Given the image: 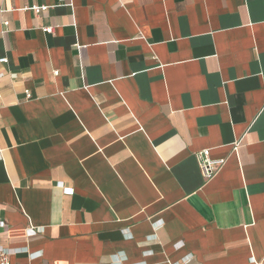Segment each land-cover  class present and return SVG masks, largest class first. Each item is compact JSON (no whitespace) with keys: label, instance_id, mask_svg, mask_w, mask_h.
<instances>
[{"label":"crops","instance_id":"obj_1","mask_svg":"<svg viewBox=\"0 0 264 264\" xmlns=\"http://www.w3.org/2000/svg\"><path fill=\"white\" fill-rule=\"evenodd\" d=\"M2 57L10 264H264V0H0Z\"/></svg>","mask_w":264,"mask_h":264},{"label":"built area","instance_id":"obj_2","mask_svg":"<svg viewBox=\"0 0 264 264\" xmlns=\"http://www.w3.org/2000/svg\"><path fill=\"white\" fill-rule=\"evenodd\" d=\"M33 9L36 12H41L43 10L47 9V6H33ZM7 23V22H6ZM44 30L46 32L52 33L54 31L53 26L45 27ZM7 61V58L2 57L0 58V62L4 63ZM27 95H29V91L26 90ZM240 141H235L233 144V152H236L238 150ZM197 159L199 162V166L202 172V175L205 179V181H210L213 178H215L224 164L226 163V159H213L210 156V150L204 149L197 153ZM33 232H35L34 228H31ZM10 255L11 251L9 249L0 247V264H10Z\"/></svg>","mask_w":264,"mask_h":264}]
</instances>
